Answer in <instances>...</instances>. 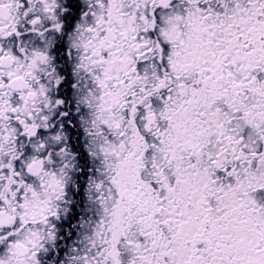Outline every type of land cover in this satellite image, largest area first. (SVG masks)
I'll list each match as a JSON object with an SVG mask.
<instances>
[{"label": "snow or ice", "instance_id": "snow-or-ice-1", "mask_svg": "<svg viewBox=\"0 0 264 264\" xmlns=\"http://www.w3.org/2000/svg\"><path fill=\"white\" fill-rule=\"evenodd\" d=\"M0 264H264V0H0Z\"/></svg>", "mask_w": 264, "mask_h": 264}]
</instances>
